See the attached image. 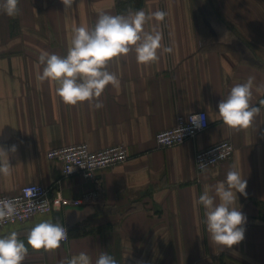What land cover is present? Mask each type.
Here are the masks:
<instances>
[{
  "label": "crops",
  "instance_id": "0c3cea01",
  "mask_svg": "<svg viewBox=\"0 0 264 264\" xmlns=\"http://www.w3.org/2000/svg\"><path fill=\"white\" fill-rule=\"evenodd\" d=\"M18 8L15 17L0 10V147L12 166L9 176L0 175V194L38 183L51 195H87L73 206L93 207L73 226L64 206L0 229V237L15 231L28 247L22 264H62L81 252L91 264L101 252L118 264H264V0H75L67 11L61 0H19ZM137 10L166 13L163 21L148 20L144 31L161 32L171 52L158 50L148 65L137 62L134 48L113 59L106 70L119 86H106L91 103L66 105L56 82L39 79L41 53L66 56L74 27L91 30L101 13ZM250 76L251 105L260 112L249 128L229 129L218 104ZM200 110L206 129L179 145L156 147L157 131ZM222 140L232 142L231 158L197 171L195 152ZM72 143L92 150L122 144L129 158L89 180L64 177L47 151ZM232 168L247 180V196L237 193L235 205L247 217L245 239L222 250L210 241L198 198ZM44 221L67 228L58 249L28 246L29 230Z\"/></svg>",
  "mask_w": 264,
  "mask_h": 264
},
{
  "label": "clouds",
  "instance_id": "9594fccd",
  "mask_svg": "<svg viewBox=\"0 0 264 264\" xmlns=\"http://www.w3.org/2000/svg\"><path fill=\"white\" fill-rule=\"evenodd\" d=\"M74 2L61 0L65 11L71 9ZM18 4L19 0H0V10L9 17H15L19 13ZM165 16L164 11H156L149 16L143 10L129 12L127 15L101 13L93 29L89 30L86 26L73 28L71 46L66 56L41 53L39 62L44 67L39 79L56 82L59 85L56 93L66 105L74 106L86 101L91 103L94 99L98 101L106 86H119L116 75L106 70L110 61L128 55L134 48L137 62L148 65L158 60V50L165 53L172 51L162 46L161 32L144 31L148 20L154 18L163 21ZM254 79L250 76L245 83L234 85L228 96L219 102V117L229 129H247L259 114L260 108L251 105ZM261 90L257 88V91ZM261 105H264V101H261ZM102 106L100 102L95 104L96 108ZM203 119L201 115L190 116L191 123L197 127ZM178 130L181 133L183 131L181 128ZM16 150L15 145L9 149L12 153ZM219 159H223L221 152ZM11 167L8 151L0 147V175L9 176ZM199 167L201 171L207 169L203 163ZM246 188L247 180L232 168L224 181L218 182L211 191L206 187L198 198V203L205 209V224L210 241L222 250H232L233 246L245 239L244 225L247 217L240 206L237 208L235 205L237 193L247 196ZM27 191L33 197L36 189L29 188ZM16 209L14 201L0 200V221L15 216ZM67 239L66 228L51 221L37 223L27 234V244L34 250H55ZM28 250L15 231L0 237V264H22ZM62 264H91V260L87 253L81 252ZM95 264H118V261L107 252H101Z\"/></svg>",
  "mask_w": 264,
  "mask_h": 264
},
{
  "label": "built area",
  "instance_id": "2783aa9c",
  "mask_svg": "<svg viewBox=\"0 0 264 264\" xmlns=\"http://www.w3.org/2000/svg\"><path fill=\"white\" fill-rule=\"evenodd\" d=\"M192 115L204 117L199 127L191 123L190 116ZM208 125L207 113L203 110L190 113L186 116H178L173 126L155 133L156 147L164 149L184 143L200 131L206 129ZM178 128L183 129L182 133ZM233 151L234 146L229 140H222L198 149L194 154L195 168L197 171H201L199 167L201 163L207 165V168L212 167L221 161L231 158ZM220 152L223 154V159H219ZM47 157L60 162L61 173L64 177L77 175L85 180H89L94 176L96 170L126 161L129 158V153L127 148L122 144L92 150L86 143H72L49 149ZM71 168L72 171L69 172ZM29 188L36 189L33 197L28 195L27 190ZM84 198H88V196L84 195L73 199L65 198L59 191L51 195L48 187L38 183L23 185L15 194H0V200H12L17 206L15 216L0 221V229L14 223L23 222L35 215L48 214L55 208L80 205L83 203Z\"/></svg>",
  "mask_w": 264,
  "mask_h": 264
},
{
  "label": "water",
  "instance_id": "95a60500",
  "mask_svg": "<svg viewBox=\"0 0 264 264\" xmlns=\"http://www.w3.org/2000/svg\"><path fill=\"white\" fill-rule=\"evenodd\" d=\"M58 214L59 208H55ZM93 207L86 206L82 208L74 207L73 205H68L65 208V215H66V222L69 226H73L78 222H81L82 220L86 219L88 214L92 212Z\"/></svg>",
  "mask_w": 264,
  "mask_h": 264
},
{
  "label": "rangeland",
  "instance_id": "374dc122",
  "mask_svg": "<svg viewBox=\"0 0 264 264\" xmlns=\"http://www.w3.org/2000/svg\"><path fill=\"white\" fill-rule=\"evenodd\" d=\"M230 264H234V263L230 262Z\"/></svg>",
  "mask_w": 264,
  "mask_h": 264
},
{
  "label": "trees",
  "instance_id": "16d2710c",
  "mask_svg": "<svg viewBox=\"0 0 264 264\" xmlns=\"http://www.w3.org/2000/svg\"><path fill=\"white\" fill-rule=\"evenodd\" d=\"M137 2H138V0H137Z\"/></svg>",
  "mask_w": 264,
  "mask_h": 264
}]
</instances>
